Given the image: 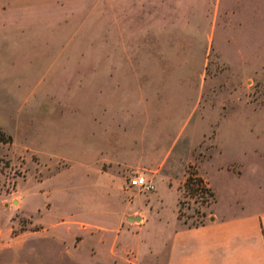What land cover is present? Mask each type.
<instances>
[{
	"label": "rangeland",
	"instance_id": "374dc122",
	"mask_svg": "<svg viewBox=\"0 0 264 264\" xmlns=\"http://www.w3.org/2000/svg\"><path fill=\"white\" fill-rule=\"evenodd\" d=\"M0 130V264H154L264 205V0H0Z\"/></svg>",
	"mask_w": 264,
	"mask_h": 264
},
{
	"label": "crops",
	"instance_id": "0c3cea01",
	"mask_svg": "<svg viewBox=\"0 0 264 264\" xmlns=\"http://www.w3.org/2000/svg\"><path fill=\"white\" fill-rule=\"evenodd\" d=\"M147 199L151 204L155 201L153 196ZM133 204H128L124 212L141 208L139 217L146 221L140 226L142 229L150 219L147 208L153 206L146 201L143 206ZM162 236L156 248H149L150 252H155L154 264H264V205L254 210L243 207L233 214L217 215L194 227H181L177 217L176 224L163 229Z\"/></svg>",
	"mask_w": 264,
	"mask_h": 264
},
{
	"label": "built area",
	"instance_id": "2783aa9c",
	"mask_svg": "<svg viewBox=\"0 0 264 264\" xmlns=\"http://www.w3.org/2000/svg\"><path fill=\"white\" fill-rule=\"evenodd\" d=\"M129 186L131 188L137 187L145 192H152L156 189L155 183L144 175H135L130 178Z\"/></svg>",
	"mask_w": 264,
	"mask_h": 264
},
{
	"label": "trees",
	"instance_id": "16d2710c",
	"mask_svg": "<svg viewBox=\"0 0 264 264\" xmlns=\"http://www.w3.org/2000/svg\"><path fill=\"white\" fill-rule=\"evenodd\" d=\"M2 130H0V137H1V135H2ZM187 185H194V184H197L199 187L201 186V185H203V187H206L205 186V184H204V182H203V180L201 179V178H197V177H195L194 175H190L189 177H188V179H187ZM207 189V188H206ZM195 226H199V225H195ZM190 227H194V226H190Z\"/></svg>",
	"mask_w": 264,
	"mask_h": 264
},
{
	"label": "water",
	"instance_id": "95a60500",
	"mask_svg": "<svg viewBox=\"0 0 264 264\" xmlns=\"http://www.w3.org/2000/svg\"><path fill=\"white\" fill-rule=\"evenodd\" d=\"M140 219V217H137V220H139Z\"/></svg>",
	"mask_w": 264,
	"mask_h": 264
}]
</instances>
